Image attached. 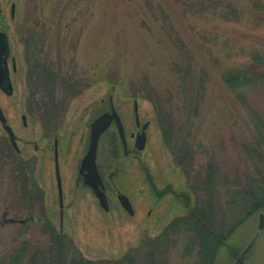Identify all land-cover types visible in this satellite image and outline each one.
I'll return each instance as SVG.
<instances>
[{"label":"rangeland","instance_id":"374dc122","mask_svg":"<svg viewBox=\"0 0 264 264\" xmlns=\"http://www.w3.org/2000/svg\"><path fill=\"white\" fill-rule=\"evenodd\" d=\"M225 1L236 8L237 19L220 17L219 12L227 8L213 6L214 1L209 0L203 2L207 10L201 13L194 0H0V27L8 31L17 66L13 91L9 95L0 91V106L17 137L19 157L35 158L33 179L38 185L29 192L30 197H23L22 207L13 193L12 177L0 172V264H9L13 253L21 250L24 254L49 252L53 232L69 238L88 259L116 260L141 250L145 241L183 213L179 197L181 193L185 197L186 182L163 138L162 119L154 104L158 99L172 115L177 140L190 134L186 145L194 152L192 167L204 170L209 162L217 167V176L226 186L221 189V203L228 201L224 192L233 188L235 173L242 181L249 174L252 180H259L258 171H264V75L234 91L221 73L237 66L250 69L251 78L255 73L264 74V67L253 61L257 53L264 58V0ZM12 2L14 17H10ZM30 32L36 36V46L42 44L40 57L48 55V62L54 63L61 60L64 75L84 86L66 102L56 129L26 113L32 87L25 80L30 69L24 57V38ZM174 35L186 44L192 57L189 84L199 81L193 90L187 89L186 103L171 69L173 62L182 65L171 39ZM203 70L207 73L204 89L200 87ZM200 92L203 95L195 113L193 100L198 101ZM133 93L139 96L133 97ZM109 98L124 115L137 102L140 117L150 122L142 162L120 163L114 179L132 198V215L122 208L111 187L107 188L109 210L105 211L78 174L89 123L108 108ZM22 114H26V125ZM0 136L8 141L1 124ZM56 136L63 178L61 208L53 161ZM171 146H176L175 141ZM98 154L100 163L103 147ZM222 208L227 215L222 231L237 226L223 241L213 264H264L260 212L237 217L238 211L231 205ZM169 243L174 245L170 264H193L195 257L182 253L183 232L171 236Z\"/></svg>","mask_w":264,"mask_h":264},{"label":"trees","instance_id":"16d2710c","mask_svg":"<svg viewBox=\"0 0 264 264\" xmlns=\"http://www.w3.org/2000/svg\"><path fill=\"white\" fill-rule=\"evenodd\" d=\"M177 1L181 2L182 0ZM194 1V5L198 7V13L207 10L205 6H202L205 0ZM209 1H214L213 6H225L227 8L226 12H219L220 17L237 19L238 12L230 2L225 1L223 3L222 0ZM178 37V35H174L171 36V39L173 45L180 52L181 59L178 62H181L182 65L177 64V67L176 63L173 62L171 69L174 70L173 72L176 75L182 100L184 98L186 103L187 89L189 91L193 90L196 81L189 84L193 68L192 57L186 44ZM36 43V36L33 32H30L24 38V57L28 61L30 69L28 74L25 73V80L29 81V85L32 87L29 97H27L28 109L26 113L32 117L36 115L33 119H36L45 127L56 129V122L58 118L63 117L66 102L77 96L84 86L77 82V79L71 78V75H64L61 60L54 63L52 60L48 62V55L41 58L38 50L41 49L42 44L38 48ZM253 61L264 67V58L260 54L254 55ZM250 73L251 71L247 67L237 68V66H231L222 71L221 77L229 88L236 91L238 87L258 81L264 75L262 72L255 73V77L251 78ZM200 74V87L204 89L207 73L203 70ZM198 84L199 81L196 82V85ZM202 92L198 95V101L193 100L195 113L203 95ZM132 96L138 97L139 95L133 93ZM240 96L244 98L242 94ZM154 104L159 118L161 117L160 120L162 119L160 129L167 147L171 148L173 164L180 169L185 178V197L182 193L179 197L180 199L182 197L183 200V203L180 201L184 208L183 213L174 216L153 239L145 241V244L141 246V250L134 249L135 253H126L116 260L88 259L80 254L78 248L69 238L53 232L49 252L40 255L38 253L24 254L21 250L13 253L9 264H22V262L24 264H170V250L174 246L169 243L170 237L180 231L185 236L182 253L188 257L194 256L193 264H199L196 263L198 261H202V264H213L223 241L237 226L236 223L228 228L226 232L222 231L226 229L224 225L227 218L222 210L224 204L231 205L234 211H238L237 217L241 214L243 217L253 216L259 212L264 214V171H258L256 175L258 181L256 179L252 180L253 177H249L250 174L243 176L242 181L238 172L235 173L233 188L224 192L225 197L227 195L229 197L227 198L228 201L221 203V189L226 186L217 176V167L214 163L209 162L208 164L207 162L208 165L204 170L196 171L192 167L194 152L186 145V139L189 138L190 134L187 133L184 138H181L182 142L177 140L176 133L178 130L173 125L172 115L165 109L160 99L155 101ZM38 117L40 119H37ZM172 141H175L176 146H171ZM33 165L34 159L23 160L20 158L10 143L6 141V138L0 136V172H7L12 177L15 187L13 193L15 198L21 202L22 207L23 197L25 195L30 197L29 192L36 186L33 179ZM232 254L234 256L235 252ZM25 258L26 261H24Z\"/></svg>","mask_w":264,"mask_h":264},{"label":"flooded vegetation","instance_id":"af4514ba","mask_svg":"<svg viewBox=\"0 0 264 264\" xmlns=\"http://www.w3.org/2000/svg\"><path fill=\"white\" fill-rule=\"evenodd\" d=\"M14 7H15V4L12 2L10 5V17H14ZM0 10H1V7H0ZM0 32H4L6 34V36H7V38H6L7 47H8V54L4 58V62L0 61V77H1V73H2V70H1L2 67L7 68V71H8L7 74L9 76V80L11 82V88H13L12 78L16 75V72H17L16 58L13 55V52L11 49L8 31L6 30L5 27H0ZM42 50H43V48L41 49L40 52H42ZM1 58H2V56H1ZM2 84H4V80H2ZM0 91L4 92L3 87L1 85V80H0ZM112 111H114V112H112ZM104 112H109L110 114H113V115H112V118L110 120V123L108 124V126L105 128V130L100 135L98 147H97V151H96V164H97L98 173H99L101 180H102V183H103L102 189H103V192L105 193V196H106V199L108 202V206H109V196L107 193L108 187L112 188V190L114 192V197L117 200H118V197H117L118 193L125 194L131 203V206L133 209V214H134V207H133L132 198L127 193H125L121 188H118L114 179L119 174V168L118 167H119L120 163L123 164V162H125V160L138 161L139 163L142 162V152L145 149L146 144H147L148 129L150 127V122H149V120H143L140 117V114L138 111V104L135 101L132 104V109L130 110V114L124 115V113L119 112V110L113 106L112 100H111V98H109L108 108L107 107L104 108V110H102L98 115H100L101 113H104ZM117 121L119 123V126L117 124ZM90 123H91V121H90ZM90 123H89V135H90ZM23 124L24 125L27 124L25 120L23 121ZM2 128H3V126H2ZM3 130H4V128H3ZM4 132H5V130H4ZM5 134H6V132H5ZM87 140H88L87 143H89V136H88ZM141 144H143V146L140 148L139 146ZM100 145H102V146H100ZM87 146H88V144H87ZM99 146L103 147V155L100 156L101 158L103 157V159L100 160L101 161L100 163H99V154H98L99 148H100ZM35 147L38 148L37 145H35ZM29 159H35V158L34 157L23 158V160H29ZM81 159H82V157H81ZM81 159H80L79 165H78V174L82 180L83 186L91 189L90 186L84 184V182H83V174H82L83 172H80ZM53 161H54V172H55V179H56L57 194H58V203H59V206L61 208L63 206V189H62L63 178H61L62 176H61V172H60V168H59V138H58V136L54 137V139H53ZM56 163H57L58 171H59L60 188L58 187V183H57V176H56V170H55V164ZM35 184L37 187L38 186L37 183H35ZM59 189H60V192H59ZM91 191H92V189H91ZM60 197H61V204H60ZM118 202H119V200H118ZM119 204H120V202H119ZM60 214H61V212H60ZM130 215H132V214H130Z\"/></svg>","mask_w":264,"mask_h":264},{"label":"water","instance_id":"95a60500","mask_svg":"<svg viewBox=\"0 0 264 264\" xmlns=\"http://www.w3.org/2000/svg\"><path fill=\"white\" fill-rule=\"evenodd\" d=\"M7 36L4 32H0V61L4 62V58L8 54V47H7ZM2 56V58H1ZM2 73H1V85L3 87V90L6 94H11L12 93V88H11V82L9 80L8 76V71L7 68L2 67ZM2 80H4V84H2ZM114 112V111H112ZM113 114H110L109 112H104L98 115L91 123H90V135H89V143L88 147L86 149V152L84 153L81 163H80V172H83V182L86 185H89L95 196L98 199V202L100 206L104 210H108V202L105 196V193L103 192V183L101 180V177L98 173L97 165H96V150L98 146V141L100 138L101 133L105 130V128L108 126L110 123V120L112 118ZM22 120H25V115H21ZM0 122L6 131L8 138L12 144V146L16 149L19 150L17 147L16 143V135L14 134L11 126L7 123V120L2 112V109L0 107ZM117 124L119 126V123L117 121ZM143 144H141L139 147L141 148ZM55 170H56V176H57V183L58 187L60 188V180H59V171H58V166L57 163L55 164ZM60 192V189H59ZM60 194V193H59ZM118 200L122 207L129 213L133 214V209L131 206V203L128 199V197L123 194V193H118L117 195ZM60 204H61V197H60ZM263 218L264 214L261 212L259 213V228L262 227L263 224ZM8 221H13L15 222L16 220L13 218H9ZM20 222H23V220H19Z\"/></svg>","mask_w":264,"mask_h":264}]
</instances>
